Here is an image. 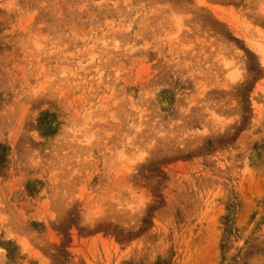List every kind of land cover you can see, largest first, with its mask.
<instances>
[{
	"label": "rangeland",
	"instance_id": "1",
	"mask_svg": "<svg viewBox=\"0 0 264 264\" xmlns=\"http://www.w3.org/2000/svg\"><path fill=\"white\" fill-rule=\"evenodd\" d=\"M0 264H264V0H0Z\"/></svg>",
	"mask_w": 264,
	"mask_h": 264
}]
</instances>
